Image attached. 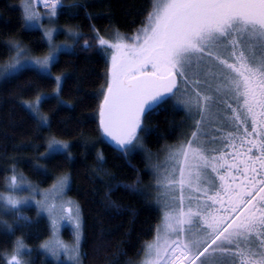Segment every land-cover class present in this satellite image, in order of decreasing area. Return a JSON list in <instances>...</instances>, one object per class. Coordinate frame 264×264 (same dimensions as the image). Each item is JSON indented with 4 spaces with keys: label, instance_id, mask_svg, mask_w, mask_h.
<instances>
[{
    "label": "snow or ice",
    "instance_id": "snow-or-ice-1",
    "mask_svg": "<svg viewBox=\"0 0 264 264\" xmlns=\"http://www.w3.org/2000/svg\"><path fill=\"white\" fill-rule=\"evenodd\" d=\"M43 2L51 9L49 22H54L61 0ZM22 9L26 28L43 19L30 0ZM138 15L140 26L135 27V21L131 25L134 34L121 37L117 31L116 42L110 43L93 26L92 39L113 50L99 104L104 134L100 142L110 137L125 158L142 151L151 176L145 188L138 187L139 176L136 184L124 186L150 201L159 220L140 264H264V0H145ZM68 35L76 43L81 38L75 31ZM44 38L51 49L44 59H32L21 44L11 43L14 62L0 76L8 81L28 68L38 75L50 74L67 46L54 43L52 30L45 31ZM83 47L92 44L85 42ZM56 83L59 99L60 77ZM44 100L37 95L35 102L25 105L41 128L49 126L41 113ZM161 113L183 114L178 125L172 123L171 131L180 129V135L166 146L162 160L145 147L147 134L154 131L145 122ZM70 147L53 138L45 159L64 155L70 160ZM104 163L102 152H97L96 168L108 175ZM11 171L4 184L8 195L0 194V214L22 223L13 227L0 221L6 236L32 224L20 214L32 200L17 199L13 193H31L34 187ZM119 187H110L109 195ZM69 189L68 176L54 186L59 194ZM37 205L49 215L56 209L47 200ZM61 211L75 221L76 246L71 251L78 264L80 211ZM57 247L68 250L62 244L44 245L53 255ZM26 255L30 250L17 239L11 255L0 258L5 264H26Z\"/></svg>",
    "mask_w": 264,
    "mask_h": 264
},
{
    "label": "trees",
    "instance_id": "trees-1",
    "mask_svg": "<svg viewBox=\"0 0 264 264\" xmlns=\"http://www.w3.org/2000/svg\"><path fill=\"white\" fill-rule=\"evenodd\" d=\"M75 3L82 7L72 9ZM61 4L57 22L79 32V42L73 41L70 51L59 54L49 75H38L36 70L28 68L18 78L0 80V187L12 169L40 187H48L67 174L70 189L66 193L77 203L83 224L82 264H127L140 255L159 220L157 212L149 207L150 201L124 187L136 184L137 176L141 180L140 188L150 182L145 153L137 151L125 158L105 139L100 142L99 104L109 64L105 48L92 39L95 35L92 27L103 35L112 29L134 33L131 25L135 21V27L140 26L142 16L138 13L145 0H61ZM14 42L26 46L34 56L47 52L42 33L25 27L20 0H0V63L10 59V44ZM85 42L92 47L84 48ZM56 77H61L63 90L59 99L54 94ZM37 95L45 98L41 105L42 114L49 119L45 128L37 126L25 107V102ZM59 100L64 103L60 104ZM182 119L183 114L151 116L145 123L154 131L147 134L145 147L157 153L176 142L181 130L173 133L172 123L178 125ZM48 137L68 143L71 159L64 155L45 159ZM97 152L105 157L108 175L96 168ZM116 185L121 187L109 195V188ZM20 214L27 216L32 224L17 230L14 236H6L0 224V257L12 249L16 239H23L27 247L37 249L50 235L49 223L43 216L38 217L33 207L23 208ZM6 221L13 227L22 223L12 215ZM0 264H5L2 258ZM32 264L53 262L37 251Z\"/></svg>",
    "mask_w": 264,
    "mask_h": 264
},
{
    "label": "rangeland",
    "instance_id": "rangeland-1",
    "mask_svg": "<svg viewBox=\"0 0 264 264\" xmlns=\"http://www.w3.org/2000/svg\"><path fill=\"white\" fill-rule=\"evenodd\" d=\"M24 2H25V0H20L21 9H22V4ZM30 2L32 4L33 8L37 12H39L41 17L43 18L41 21L37 22V26L34 27L33 29H38L42 33L43 38H44V32L45 31L52 30L54 43L56 45H60V46H67L64 48V50L62 52L70 51V49H71L70 47L72 46L73 40L68 35V33L70 31H75V32H77V31L75 29H72V28L69 29V26L61 25L60 23H58L56 17L53 18L54 22H49L48 17H49V13H50L51 9L49 7L41 6L40 3L37 2V0H30ZM22 12H23V9H22ZM41 24H42V27L40 26ZM117 31H118L117 29H112L107 34H104V35L99 34V35H101V36H103V38L109 40L110 43H114V42H116V39H117V37H116ZM119 33H120L121 37L125 35V33H122L120 31H119ZM132 34H134V33L127 34V35L130 36ZM44 40H45L46 45H47V52L41 56H34L30 53V57L32 59H44L50 54L51 49L48 46L47 40L45 38H44ZM14 43H17V42H14ZM22 46L24 47L25 50L29 51V49L26 46H24V45H22ZM104 48L106 51L108 64L110 66L111 55H112L113 50L109 47H104ZM15 54H16L15 50L12 49V55H11L10 59L7 62L0 63V72H2L6 66H8L14 62L13 58L15 57ZM45 75H49V74H45ZM56 78H55V82H56ZM1 79H3L2 76H0V80ZM56 93H57V83H56V89L54 91V94H56ZM35 99H33L32 101L25 102V105H26V103L35 102ZM41 113H42V111H41ZM53 138L54 137H48V139L46 140V149H45V152L43 154L44 156L48 152V143ZM56 140L60 141L58 139H56ZM174 143H172V144H174ZM172 144H169V145H172ZM169 145H166V146H169ZM166 146H164L159 152L153 153V154L154 155L159 154L160 158L162 160L164 157V150H165ZM16 173L18 175H23V174H19V172H16ZM11 175L12 174H10L9 177ZM64 176H68V175L64 174V175L58 177L54 181V183L48 187H40V186L36 185L35 183H32L31 181H29L23 175V177L25 178V181L34 187V191L31 193L30 192L13 193V195L16 196L17 199L23 200L25 198H30L32 200V206L31 207H33L35 209L36 213H38V211H43V217L47 220V222L49 223V226H50L49 237L46 240H44L38 246L37 249L27 247L30 250V255H26V256L22 257V259L26 262V264H32L33 257L36 255L37 251L41 252L45 258L50 259L53 262V264H77L76 256L71 251V249H73L76 246L75 221H74V218L70 219L67 213H63L61 211V208L62 207L63 208L71 207L73 210V215H74L76 213L77 209H79V207L74 200H72L71 198H69L67 196V193L59 194L54 190V186L58 185L59 180ZM4 184H5V181L2 184V186L0 187V194L8 195V193L5 192V190H4ZM45 200H47L48 203H50V204L56 205L55 212L52 215H49V213L46 210H43L41 207H38V205H37V201H39L40 204L43 205ZM79 211H80V209H79ZM2 216H3L2 221H6V217H9L10 215H3L2 214ZM80 219H81V214H80ZM53 220H55L54 224L52 223ZM158 223H159V221H158ZM155 230H156V228H155ZM155 235H156V231H154L153 236L144 243L140 255L136 259L131 260L133 262V264H140V262L144 259L143 249L147 243H150L154 240ZM57 244L64 245L68 250L66 251L65 248L57 247L56 248V254L53 255L51 251H48L44 248V245H49L51 247V246H56ZM80 244H81V242H80ZM11 253H12V249L7 253V255H11ZM80 253H81V251H80ZM78 264H82L81 254L79 256Z\"/></svg>",
    "mask_w": 264,
    "mask_h": 264
},
{
    "label": "water",
    "instance_id": "water-1",
    "mask_svg": "<svg viewBox=\"0 0 264 264\" xmlns=\"http://www.w3.org/2000/svg\"><path fill=\"white\" fill-rule=\"evenodd\" d=\"M99 129H100L101 134H102V136H103L104 134H103L102 129L100 128V126H99ZM104 139H105L109 144H111V145H113L114 147H116L117 149H119V147L116 145V143H115L114 141L111 140L110 137H106V136H104Z\"/></svg>",
    "mask_w": 264,
    "mask_h": 264
},
{
    "label": "built area",
    "instance_id": "built-area-1",
    "mask_svg": "<svg viewBox=\"0 0 264 264\" xmlns=\"http://www.w3.org/2000/svg\"><path fill=\"white\" fill-rule=\"evenodd\" d=\"M41 6H45L43 0H39Z\"/></svg>",
    "mask_w": 264,
    "mask_h": 264
}]
</instances>
